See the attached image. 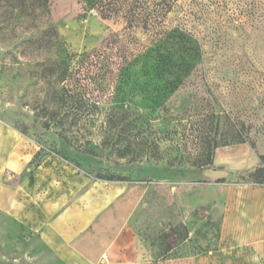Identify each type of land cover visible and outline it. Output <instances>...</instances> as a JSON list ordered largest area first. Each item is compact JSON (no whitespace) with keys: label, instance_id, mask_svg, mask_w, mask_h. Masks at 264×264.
Returning a JSON list of instances; mask_svg holds the SVG:
<instances>
[{"label":"rangeland","instance_id":"obj_1","mask_svg":"<svg viewBox=\"0 0 264 264\" xmlns=\"http://www.w3.org/2000/svg\"><path fill=\"white\" fill-rule=\"evenodd\" d=\"M127 1L118 0L119 13L104 18L85 11L82 0H49V20L13 18L12 1L0 0V119L37 144L34 163L50 156L91 181L113 174L145 183L131 221L154 257L208 250L218 240L225 189L204 183L198 171L212 146L233 142L236 131L257 153L264 149V0H174L165 14L155 0H130L141 20L126 17ZM155 9L159 18L151 17ZM51 21L71 54L63 83L53 71L58 43ZM175 28L162 49L163 74L140 63L129 67ZM118 90L129 112L109 114ZM75 93L99 111L67 112ZM110 115L128 126L122 135L129 150ZM112 137L121 142L103 147ZM62 138L95 155H74ZM15 246L10 257L21 251ZM27 255L38 264L47 254L33 249Z\"/></svg>","mask_w":264,"mask_h":264},{"label":"crops","instance_id":"obj_2","mask_svg":"<svg viewBox=\"0 0 264 264\" xmlns=\"http://www.w3.org/2000/svg\"><path fill=\"white\" fill-rule=\"evenodd\" d=\"M38 149L0 119V264H30L33 249L47 254L38 264H264V183L239 182L229 171L258 163L248 144L216 147L212 164L226 170L203 167L196 176L225 189L216 245L163 259L131 225L145 183L91 181L50 156L34 163ZM14 245L21 251L10 257Z\"/></svg>","mask_w":264,"mask_h":264},{"label":"trees","instance_id":"obj_3","mask_svg":"<svg viewBox=\"0 0 264 264\" xmlns=\"http://www.w3.org/2000/svg\"><path fill=\"white\" fill-rule=\"evenodd\" d=\"M12 4L11 6L15 9H17L16 12H14V10H11L10 12V16L11 17H16V18H21V17H25L27 15H34V16H44L45 18L51 20L50 17V7H49V0H11ZM130 0H128L126 3L127 5L125 6L128 10H127V18L131 17V18H136V19H140L142 17V12H136L134 8V4H132L131 6L128 5V2ZM174 0H155L156 5L159 6L161 5V11H163V14H165V12L170 11V9L172 8V2ZM165 2L168 3V6H166L165 9H163V5H165ZM83 3V7L85 9V11H90V10H94L96 13L97 11L101 13L102 17H110L113 14L119 13L121 6L117 5L118 0H82ZM138 3V2H137ZM145 8V7H144ZM142 10V9H141ZM159 10L155 9L151 12V17H155V18H159ZM162 17H164V15H162ZM51 31H52V35L56 38V41L58 43L57 46V50H58V61H57V68H54V72H56V81L57 82H61L63 83L67 76H68V70H69V65L71 62V54L68 53L67 48L65 47V43L64 41L60 38L59 33L57 28L54 26L56 22L51 21ZM177 28H175V30H173L172 33L168 34L167 36H162V38L157 39V41L154 42V44L150 47H148L143 53L138 54L135 58V60H133L131 63H129V67L132 66H136L137 63H140L141 66H150V71L153 72L154 74L157 73H164L165 72V66H166V60L165 57L163 56L162 53V49H164V47L166 46V48L168 47V45L171 43V37H173V33ZM173 39V38H172ZM165 82V79L162 80V83ZM120 90V88H119ZM119 90L117 92V99L115 100V104L112 105L108 110L109 114H115V112L120 111L121 114H126L129 112V105L124 102V100L122 99H118V93ZM73 99L71 100V104L69 106V109L67 112L72 111L75 114H80V115H84V114H94L97 111H99L98 106H96L93 102H91L89 99L85 98L83 95H80L78 93H75L73 95ZM107 109V108H106ZM137 117L139 119V116L137 114ZM108 120H112L114 123L113 127L119 126V123H123V120L121 121L120 119L117 121L115 120L111 115L109 116ZM121 121V122H120ZM121 123V124H122ZM120 124V125H121ZM140 128L142 129L143 126H141L139 124ZM127 125L123 124L121 126H119V130L118 132L120 133V135H117V137H122L121 139H123V141H126L124 143L123 146V150H129L130 148V144L131 141L128 140L127 136L125 137L124 135H122V132H126L127 131ZM135 127V126H134ZM22 133H25V131L20 130ZM115 137L113 139L109 138L106 139L105 141H103L104 146L103 147H109L113 144L118 145L119 142H121V140H119V138ZM64 138V137H63ZM62 138V139H63ZM64 144L66 149H68L71 153H73L74 155L79 153L81 155H88L90 157L95 155V152L91 149V148H81L79 146H74L72 144H70L69 142H67L65 139H63ZM246 142V140L243 138L242 132H237L234 136V140L233 142H223L222 145H228L230 143H243ZM218 144H214L212 146V150L214 151V149L216 147H218ZM252 148H254L253 145H250ZM212 156H213V152L209 158V160H207L205 162V164H203L201 167H211L214 169H220V170H226V168L224 167H216L212 164ZM257 157H258V163L248 169H245L243 171H235L237 174L242 175L244 177H247L249 181L255 183V184H263L264 183V154L262 153H257ZM75 159V158H73ZM134 156L129 160L130 163L134 162ZM78 164V163H77ZM170 168H174V166L172 164L169 165ZM95 177L97 178H102L103 176L96 174ZM103 179L105 180H125L123 178V176H114L109 175L104 177ZM218 181H222V180H218ZM131 225H132V221H131ZM186 235V234H185ZM200 252V251H199ZM194 253V252H193ZM179 255V254H178ZM184 255V254H181ZM171 256H176V255H169V256H165V257H154V259H158V258H168Z\"/></svg>","mask_w":264,"mask_h":264},{"label":"water","instance_id":"obj_4","mask_svg":"<svg viewBox=\"0 0 264 264\" xmlns=\"http://www.w3.org/2000/svg\"><path fill=\"white\" fill-rule=\"evenodd\" d=\"M229 171H230V172H235L236 170H234V169H229Z\"/></svg>","mask_w":264,"mask_h":264},{"label":"built area","instance_id":"obj_5","mask_svg":"<svg viewBox=\"0 0 264 264\" xmlns=\"http://www.w3.org/2000/svg\"><path fill=\"white\" fill-rule=\"evenodd\" d=\"M102 256H105V254H102Z\"/></svg>","mask_w":264,"mask_h":264}]
</instances>
